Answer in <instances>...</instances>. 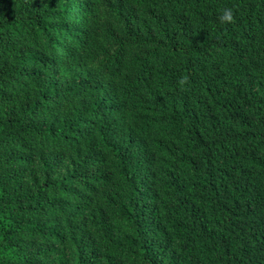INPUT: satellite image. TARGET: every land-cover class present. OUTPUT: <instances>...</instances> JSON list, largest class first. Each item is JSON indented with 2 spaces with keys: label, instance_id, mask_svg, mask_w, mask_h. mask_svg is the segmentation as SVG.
<instances>
[{
  "label": "trees",
  "instance_id": "16d2710c",
  "mask_svg": "<svg viewBox=\"0 0 264 264\" xmlns=\"http://www.w3.org/2000/svg\"><path fill=\"white\" fill-rule=\"evenodd\" d=\"M0 264H264V0H0Z\"/></svg>",
  "mask_w": 264,
  "mask_h": 264
},
{
  "label": "clouds",
  "instance_id": "9594fccd",
  "mask_svg": "<svg viewBox=\"0 0 264 264\" xmlns=\"http://www.w3.org/2000/svg\"><path fill=\"white\" fill-rule=\"evenodd\" d=\"M218 19L221 23L231 22L233 19L232 10L229 8H224L218 15Z\"/></svg>",
  "mask_w": 264,
  "mask_h": 264
}]
</instances>
